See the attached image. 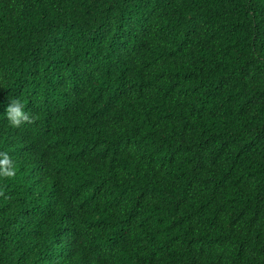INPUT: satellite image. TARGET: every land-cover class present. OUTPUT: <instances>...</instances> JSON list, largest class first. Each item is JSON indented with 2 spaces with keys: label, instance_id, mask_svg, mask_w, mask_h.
<instances>
[{
  "label": "trees",
  "instance_id": "1",
  "mask_svg": "<svg viewBox=\"0 0 264 264\" xmlns=\"http://www.w3.org/2000/svg\"><path fill=\"white\" fill-rule=\"evenodd\" d=\"M14 96L61 150L0 264H264V0H0Z\"/></svg>",
  "mask_w": 264,
  "mask_h": 264
},
{
  "label": "clouds",
  "instance_id": "2",
  "mask_svg": "<svg viewBox=\"0 0 264 264\" xmlns=\"http://www.w3.org/2000/svg\"><path fill=\"white\" fill-rule=\"evenodd\" d=\"M68 113L61 111L59 114L68 116ZM1 116V122L8 126L10 132L15 133L16 138H9L0 145V178L4 184L0 188V194H10L16 191L19 185L38 193L45 192L58 172L56 161L61 147L52 145L41 132L47 130L51 124H54L56 131L54 121L48 123L47 119L42 118L40 111L31 108L29 102H22L17 96L6 97ZM21 169L22 176L20 180H16ZM50 172L52 175L48 177L45 173ZM47 196L49 206L54 201L55 194L48 191ZM40 220L38 214L24 211L14 216L11 225H14L13 229L16 228L17 231L30 228L36 223L40 224Z\"/></svg>",
  "mask_w": 264,
  "mask_h": 264
}]
</instances>
